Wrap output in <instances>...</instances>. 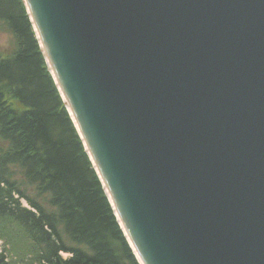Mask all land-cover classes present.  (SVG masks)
Here are the masks:
<instances>
[{
    "label": "water",
    "instance_id": "1",
    "mask_svg": "<svg viewBox=\"0 0 264 264\" xmlns=\"http://www.w3.org/2000/svg\"><path fill=\"white\" fill-rule=\"evenodd\" d=\"M24 1L142 263L264 264V0Z\"/></svg>",
    "mask_w": 264,
    "mask_h": 264
},
{
    "label": "trees",
    "instance_id": "2",
    "mask_svg": "<svg viewBox=\"0 0 264 264\" xmlns=\"http://www.w3.org/2000/svg\"><path fill=\"white\" fill-rule=\"evenodd\" d=\"M0 25L14 40L0 54V264H140L24 0H0Z\"/></svg>",
    "mask_w": 264,
    "mask_h": 264
},
{
    "label": "rangeland",
    "instance_id": "3",
    "mask_svg": "<svg viewBox=\"0 0 264 264\" xmlns=\"http://www.w3.org/2000/svg\"><path fill=\"white\" fill-rule=\"evenodd\" d=\"M14 46V40L9 32L2 29L0 25V54L4 55L10 53ZM23 202V201H22ZM5 221V220H4ZM2 244V241H1ZM12 256L15 259L21 258L26 255V249L23 244H19L18 240L14 242L13 250L11 251ZM62 256H69L67 253H62Z\"/></svg>",
    "mask_w": 264,
    "mask_h": 264
},
{
    "label": "bare ground",
    "instance_id": "4",
    "mask_svg": "<svg viewBox=\"0 0 264 264\" xmlns=\"http://www.w3.org/2000/svg\"><path fill=\"white\" fill-rule=\"evenodd\" d=\"M70 114H71V116H72V119H73V121H74V117H73V114H72V112L70 111ZM74 123H75V121H74ZM75 125H76V123H75ZM78 129V128H77ZM79 131V130H78ZM80 133V132H79ZM89 153V152H88ZM121 228H122V226H121ZM122 230H123V232L125 233V231H124V229L122 228ZM126 234V233H125ZM129 242V241H128ZM130 243V242H129Z\"/></svg>",
    "mask_w": 264,
    "mask_h": 264
}]
</instances>
